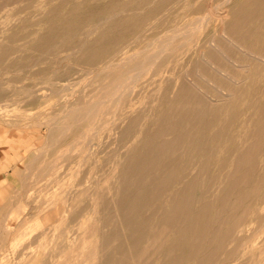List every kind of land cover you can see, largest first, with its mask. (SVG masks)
Returning a JSON list of instances; mask_svg holds the SVG:
<instances>
[{
  "label": "rangeland",
  "instance_id": "1",
  "mask_svg": "<svg viewBox=\"0 0 264 264\" xmlns=\"http://www.w3.org/2000/svg\"><path fill=\"white\" fill-rule=\"evenodd\" d=\"M222 1L0 0V172L9 183L2 201L11 205L4 213L13 236L4 250L18 256L12 264L26 256L31 264H264V63L246 77L227 66L245 79L228 86L195 57L207 39L215 43V20L227 16L226 30L239 26L264 44V0H232L202 25ZM183 27L192 34L177 37ZM167 33L162 64L119 101L102 104L103 117L94 112L84 139L64 130L79 114L75 101L92 104L113 74L140 70L120 59ZM106 61L119 65L102 69ZM185 72L210 94L217 84L234 96L216 115L208 106L191 125L165 124L169 109H189L181 81H167ZM180 130L186 136L174 141ZM216 133L241 136L224 144L220 159ZM161 142L156 155H143L145 144Z\"/></svg>",
  "mask_w": 264,
  "mask_h": 264
},
{
  "label": "bare ground",
  "instance_id": "2",
  "mask_svg": "<svg viewBox=\"0 0 264 264\" xmlns=\"http://www.w3.org/2000/svg\"><path fill=\"white\" fill-rule=\"evenodd\" d=\"M230 2H232V0H223L221 3H219V5H217L218 8L216 7L217 8L216 11H211L208 8L207 12H205V15H203L202 18H201V20H200L201 21V24L203 25L204 22L205 21H208V20H213V19L215 20V17L217 18V16L222 13V10L224 8L228 7V5L230 4ZM215 4H218V3L215 2L214 3V6H215ZM227 18H228V16H227ZM227 18L225 17V21L224 22L223 21L222 22H218V20L217 21L215 20V22L217 23V26L219 28V30H216L219 33V34L217 33L218 34V37H217L218 39L217 40L215 39L216 41H215L214 44L211 43V41L207 39V41L205 42L204 49L203 48H199V50L196 51L195 57H196V59L198 61L202 62V64L208 69L207 71H210V73H212V74H214V75L222 78L224 80V82H226V84L228 86H237V85L241 84L242 82H244L245 79H243L242 77H239V76H237L235 74H232L231 72H229L226 69V67L227 66H230L232 68H235L236 71H237V73H240L241 75H243L244 77H246V74L250 70H253L254 65H259V64H263L264 63V61H263V58H264V44H263V40L252 38L253 37L252 35L251 36L250 35L245 36L244 33H243V30H241V28L239 26H236L234 28V30H228V29L226 30V24H227L226 21H227ZM187 29H189V28H187ZM187 29L184 30V27H183V30L181 29L179 32H177L175 34L177 35V37H178V35H181V34L184 35V33H188V31H190L189 33L192 34V32H191L192 30H187ZM168 33L167 34H161V35H159V37L158 36H155L154 38L150 39V41L147 44H145L142 48H140V50L137 49L136 51H133L132 53H129L128 52L129 53L128 55H125V57L121 58L120 60L122 62H125V63H130V62L133 61L132 62L133 64L130 65L129 67H133V66H137L138 65V67H140L139 68L140 70H137V69L134 68V69H131L130 71H125V74H123L122 76H120V74H113L111 76L110 80H109L110 82L108 81L109 83H107L105 85V87H104V89H106V91L103 92L102 94H100L98 100H97V97H98L97 96L95 98V100H94L95 102L92 101V104H90V101L91 100L90 101H86L87 103H85V101L78 102V100H77L78 94H75L76 92L72 89L71 90L72 91V94L71 95L74 98H76L75 100H77V102L76 101L74 102L73 106L75 105V103L77 104L78 107L76 109H77V111H79L78 112L79 114L76 113V115L74 114L75 116L73 114L71 115L72 117L70 116L71 120H69V122L67 121V126L65 125L64 130L65 131H68V130H70L72 128H74L76 131L79 130L78 131V133H80L79 136L80 137L82 136L80 139H84L88 135V131L90 130L89 128H85V127L89 126L90 122L94 118L93 116H95L96 114L99 115L98 113L101 111L102 104H104L105 102H108V103L111 104L112 101L113 102L114 101H119L121 99V97L124 95L125 92H127L128 90H130V89H132V88H134V87L137 86V82L139 81V79L141 78V76H143L145 74V72L149 69V67L151 65H155L157 63L159 64L162 61V58H163L164 54L167 53V52H169L168 51L169 45L167 44V40H166V36L169 35ZM175 34H174V36H176ZM139 36L140 35H138L136 37H139ZM170 36H171V34H170ZM170 36H169V39H170ZM160 38L162 39V42H160L162 44L161 45H158V43H159L158 42V39H160ZM171 38L173 39L174 37L171 36ZM245 39L251 40V43H253V44H256L258 42H261V44H260L261 46H259V45H258V47L257 46L256 47L255 46H252L254 48H251L248 45H245L243 43V40H245ZM170 40H168V43H170ZM187 40H188V38H187ZM177 42H179V40ZM184 42H185V40H184ZM222 44L223 45L225 44L226 45L225 47H228L230 50H233L235 52V54H236V57H234V56L230 55L229 53H227L226 52V48ZM158 47H159L160 50L157 49ZM186 48H187V43H186ZM106 49H107V47H105L104 49H101L100 48L98 50L93 51L91 54H88V59L95 62L96 58L99 55V52L101 50H106ZM185 52H187V51H185ZM137 57H143V59L139 63L138 62L137 63H134V60ZM120 60H118V62ZM243 60L244 61L246 60L248 62V64L247 65L242 64V61ZM220 61H224L226 65L225 64L222 65L220 63ZM114 62H108V61H106L102 65L101 68L102 69L115 68V67H117L119 65V63L118 62L114 63ZM160 64H162V63H160ZM82 66H84V64H82ZM102 69L100 71H98V72L96 71V73H94L93 75H95L96 77H98V75H100V73L103 72ZM123 69H124V67H123ZM123 69H121V70H123ZM198 72L199 71H197L196 73H198ZM200 75H202V74H200ZM188 76H189L188 73L185 72V73L181 74V77L178 78V79L167 78L168 79L167 81H179V82L181 81L180 82V85H179V88H180V93H183V94H182V96L180 95L179 97L184 101V103L187 104V106H189V109L188 110H183V109L170 110L169 109L168 112L165 114V117H163L164 118L163 121H164L165 124L169 123L170 121H175V122H180V123H185V124L188 123V124L191 125L192 123L196 122L195 120H200L201 119L203 113L205 112L204 111V108L206 109L208 106L212 107V109L210 110L211 113L213 115H216V113L219 111L220 107L222 106L221 104L224 103L226 100L229 101L234 96V92L232 91V89H230V88H228V87H226L224 85L222 86V85H217V84H214V85L211 86V91L214 92V94H210L208 91H205L195 80L190 79ZM204 79H205V81H209V79H206V78H204ZM88 80H90V79L87 78V81ZM87 81H86V84H87ZM83 83H85V82H83ZM166 84H167V82H166ZM69 87H70V85L69 86L66 85V86L62 87L63 88L62 90H64V91L65 90H68V89H70ZM56 94L57 93H55L53 95L55 96ZM63 94L65 95L66 92H63ZM69 94H67V95L69 96ZM84 96H86V95H84ZM69 98H72V97H69ZM166 103L168 105L170 102H165L164 105H166ZM67 105L68 104H65V107ZM74 107H72L73 108V111H74ZM66 108H64V109H66ZM98 108H99V111H98ZM70 111H72V109ZM97 111H98V113H96ZM165 111H167V108H166ZM104 112H105V110H104ZM113 112H115V111H113ZM67 114H63V115H67ZM189 115H190V117H189ZM68 116H69V114H68ZM68 116H66V117H68ZM99 116L101 117L102 115H99ZM65 121L66 120H64V123H65ZM154 122H155V124H158V120H155ZM95 127H96V125H95ZM175 134L176 135H175L174 141H176L177 139L184 138V136H186L184 134V132L181 131V130L179 132L175 133ZM193 135H194V138L195 139L199 138V134L197 132L195 134H193ZM213 137H214V139H218L219 140V143L217 144L216 149H214L215 150V153L214 154L216 155L217 158L220 159V157H222L224 155L223 153H226L227 152L225 150V148L223 147L224 144H232L235 141H237L241 136L239 134H234V135H231V136L228 137V136H225V134L216 133ZM89 139H90V137H89ZM135 139L137 140L138 143L141 142V139L139 138V136L138 137H135ZM163 146H164V144L162 142L161 143H157V144H148V145L145 144L143 146L144 147L143 155H146L148 157L149 156H154V155H156V152H158V149L159 148H162ZM81 147H83V146H81ZM64 151H65V149H64ZM77 151H78V148H77ZM181 157L182 156H180V158ZM177 158H179V157H177ZM222 164H224L223 161H222ZM149 168L152 169L151 166ZM138 190H140V189H138ZM106 194H108V193H106ZM131 207H132L131 205H128L126 207L127 209L124 210L123 213H124L125 216L129 217L130 215L133 214L132 210L130 209ZM152 209L154 210V208H152ZM105 210H107V209H105ZM141 211H143V210H141ZM203 215H202V217H204ZM181 228H182V226H181ZM179 231H181V230H179ZM159 232H160V230H159ZM166 246H168V245H166ZM168 248H170V247H168ZM183 249H185V248H183ZM180 250H181V248H180ZM196 261H197V259H196Z\"/></svg>",
  "mask_w": 264,
  "mask_h": 264
},
{
  "label": "crops",
  "instance_id": "3",
  "mask_svg": "<svg viewBox=\"0 0 264 264\" xmlns=\"http://www.w3.org/2000/svg\"><path fill=\"white\" fill-rule=\"evenodd\" d=\"M8 180L5 177V180L0 172V264H12L11 258L18 259V256H10V253L4 250L7 243H11L12 232H11V221L10 214L4 213L10 211L11 205L7 202H3V194L7 193L8 189ZM32 259L29 256H26V261L24 264H31Z\"/></svg>",
  "mask_w": 264,
  "mask_h": 264
}]
</instances>
